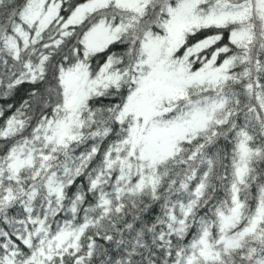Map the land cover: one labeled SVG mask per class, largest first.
I'll return each mask as SVG.
<instances>
[{"label":"snow or ice","instance_id":"snow-or-ice-1","mask_svg":"<svg viewBox=\"0 0 264 264\" xmlns=\"http://www.w3.org/2000/svg\"><path fill=\"white\" fill-rule=\"evenodd\" d=\"M0 264H264V0H0Z\"/></svg>","mask_w":264,"mask_h":264}]
</instances>
